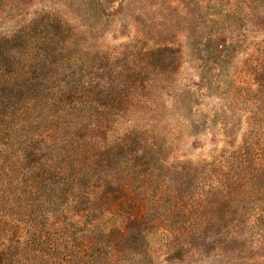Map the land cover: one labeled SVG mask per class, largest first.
Segmentation results:
<instances>
[{
  "label": "rangeland",
  "instance_id": "374dc122",
  "mask_svg": "<svg viewBox=\"0 0 264 264\" xmlns=\"http://www.w3.org/2000/svg\"><path fill=\"white\" fill-rule=\"evenodd\" d=\"M252 136L264 0H0V264H264Z\"/></svg>",
  "mask_w": 264,
  "mask_h": 264
},
{
  "label": "trees",
  "instance_id": "16d2710c",
  "mask_svg": "<svg viewBox=\"0 0 264 264\" xmlns=\"http://www.w3.org/2000/svg\"><path fill=\"white\" fill-rule=\"evenodd\" d=\"M57 96H59V95H57ZM61 98H59V100L62 101V104H63L64 98H63V100H61ZM38 101L39 100L37 99V102ZM25 103H31V101L25 102ZM49 108H52V107H49ZM53 111H56V113L59 112V114L62 111H64L65 115L68 116V117H74V116H76L75 115L76 113L73 110H71V109L68 110L66 108H63L62 106H60V107H54L53 108ZM51 118L54 119V115ZM43 119H44L43 117L42 118H39L38 122H40V123L43 122ZM24 122H28V121H24ZM67 126H68V123L65 125V129L66 130H67ZM75 127H77V126H75ZM61 128L63 129L64 127H61ZM252 134H253V132H252ZM43 138L46 139L47 138V135H45V136L43 135ZM47 142H48V140H44L43 141V143L45 145L47 144ZM98 145L99 146H97L96 148H94L95 151H96V154H95V157H94L95 160H96V158H100L101 156L103 157V154L106 153V152H108L110 150V148L113 147V145H110L108 142L107 143H104V145H103V142H100V143H98ZM56 151H57V149H55V152ZM254 157H256L257 159H259L260 157H264V142L261 141L260 139H258V138L256 139L255 137L252 136V137L248 138L247 140H245V142L243 143L240 151L238 152L237 158L236 159L230 158L229 163H231V167H232L230 170H233L234 165L236 167L238 166V168L240 169L238 172L244 170L246 168V166L248 165L247 159H249V158L251 159V158H254ZM92 159H93V157H92ZM236 161H237V164H235ZM243 161H244V163H243ZM245 161H247V164H246ZM0 167H2V166H0ZM48 167H49V165H48ZM256 167H257V165L254 164V168H256ZM219 168H220V170L223 169L221 166H219ZM125 180L126 181H129L130 180L129 176L126 177ZM2 183L4 185H8V186L10 185L9 179H7V178H5ZM113 183L107 182V184H113ZM220 185L221 184L218 181L215 186L219 187ZM104 189H105V187H104ZM7 192H8V188H6L0 194V207L1 208H3V207L6 208L7 205H12V201L9 200L10 195H8ZM8 210L9 209H4V210L1 211V214L0 215H1V219L2 220H3V218H8V217L11 216V214L8 213ZM5 211H6V213H4ZM18 221H19V219H16V217H14V221H13V223H11V225H12L13 228H15L16 230H18L19 232L20 231H23L24 229L27 230V231H29V228H30L31 225H28L29 227H25L24 228V227H22L20 225V223ZM29 250L31 252L32 251V248L29 247ZM36 252L39 253V252H41V250H39V249L36 248Z\"/></svg>",
  "mask_w": 264,
  "mask_h": 264
}]
</instances>
